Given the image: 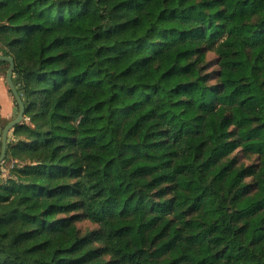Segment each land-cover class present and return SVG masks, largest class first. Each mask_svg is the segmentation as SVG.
I'll list each match as a JSON object with an SVG mask.
<instances>
[{
  "label": "trees",
  "instance_id": "trees-1",
  "mask_svg": "<svg viewBox=\"0 0 264 264\" xmlns=\"http://www.w3.org/2000/svg\"><path fill=\"white\" fill-rule=\"evenodd\" d=\"M0 54V264H264V0H0Z\"/></svg>",
  "mask_w": 264,
  "mask_h": 264
},
{
  "label": "water",
  "instance_id": "water-1",
  "mask_svg": "<svg viewBox=\"0 0 264 264\" xmlns=\"http://www.w3.org/2000/svg\"><path fill=\"white\" fill-rule=\"evenodd\" d=\"M0 60L1 61H7L10 63L9 68L6 72V82L11 90V93L13 94L16 103L19 106V111L17 116L9 121L3 130V134H2V148H1V153H0V164L5 160L6 154H7V148H8V138H9V134L10 132L14 129V127L20 123H23L26 119L25 114H26V108H25V104L24 101L22 99L21 94L19 93L16 84L13 80V74H14V69H15V60L13 57L11 56H6V55H2L0 54Z\"/></svg>",
  "mask_w": 264,
  "mask_h": 264
},
{
  "label": "crops",
  "instance_id": "crops-1",
  "mask_svg": "<svg viewBox=\"0 0 264 264\" xmlns=\"http://www.w3.org/2000/svg\"><path fill=\"white\" fill-rule=\"evenodd\" d=\"M0 105H1V114L3 116L2 124L3 123L7 124L9 121L13 120L17 116L18 110L13 101L11 92L9 91L6 79L3 76L1 65H0ZM9 135H11V133Z\"/></svg>",
  "mask_w": 264,
  "mask_h": 264
},
{
  "label": "rangeland",
  "instance_id": "rangeland-1",
  "mask_svg": "<svg viewBox=\"0 0 264 264\" xmlns=\"http://www.w3.org/2000/svg\"><path fill=\"white\" fill-rule=\"evenodd\" d=\"M212 57H213V54H210V55H209V58H212ZM2 71H3V73H4V71H6V68L2 67ZM5 124H6V123H3L1 127H5ZM10 133H11V135H9V136L12 137V138H10V139L14 140L13 130H12ZM252 161H253L252 159H247V160L245 161V163L249 164V163H251ZM10 168H11V163H10V162H5V161H3V162L1 163L0 180L6 179V178L9 176V169H10ZM88 227H89V228H93V226H92L90 223H86L85 228H88Z\"/></svg>",
  "mask_w": 264,
  "mask_h": 264
}]
</instances>
